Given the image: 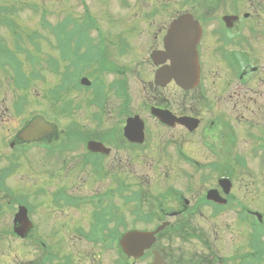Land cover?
I'll use <instances>...</instances> for the list:
<instances>
[{"label":"flooded vegetation","instance_id":"af4514ba","mask_svg":"<svg viewBox=\"0 0 264 264\" xmlns=\"http://www.w3.org/2000/svg\"><path fill=\"white\" fill-rule=\"evenodd\" d=\"M129 11L136 32L131 42L121 35H89L96 58L82 62L72 55L63 65L70 85L81 78L91 85L68 87L55 98L50 117L55 108H66L65 126L54 123L38 140L54 149L38 145L27 154L34 158L31 167L48 168L44 172L55 181L57 189L48 194L53 210H44L50 219L57 214L56 225L28 202L43 198L36 185L27 196L21 192L29 184L25 176L0 178V200L6 201L0 203V264H100L103 252L111 258L104 264H150L153 253L165 264H264V210L258 203L264 190L232 192L234 181L248 184L252 176L264 185V0H129ZM182 14L202 30L196 47L200 76L190 89L155 82L168 63L155 65L151 58L163 51L168 24ZM132 119L142 127L139 137L123 130ZM20 140L12 139L8 150L24 144ZM5 152L0 144V166L21 162L3 159ZM140 169H146L142 175ZM151 169L156 178L144 174ZM173 174L187 190L169 182ZM11 180L15 186L8 187ZM136 190L139 208L125 210L111 198L95 202L90 193L119 199L124 191L135 199ZM63 203L75 204L77 217ZM18 206L26 207V216L16 217ZM88 213L96 223L91 234H77L81 252L71 240L55 241L70 224L78 230ZM141 215L150 217L143 224L149 231L167 225L141 258L122 261L115 239L121 221L133 223ZM54 225L58 231L42 234V226ZM184 230L191 231L189 238ZM62 244L66 254L60 256Z\"/></svg>","mask_w":264,"mask_h":264},{"label":"rangeland","instance_id":"374dc122","mask_svg":"<svg viewBox=\"0 0 264 264\" xmlns=\"http://www.w3.org/2000/svg\"><path fill=\"white\" fill-rule=\"evenodd\" d=\"M29 0H0V6H6L8 9L11 8V5H15L17 7H19V4H22L23 10H18V13L15 16L12 15H8L7 13H5L3 11V9L5 8H1L0 9V18H2V21H0V36H11L13 34H15L14 32H12L11 29H16L17 32H25V30L23 29L24 26H28L30 29H34L35 31H37L38 33H42V35H48L47 31L48 29L44 26H47L50 23H57V21L64 19V16L66 14V12H69L71 15L73 14V17L77 20V21H82L84 22V19H81L82 16L85 14L83 13L85 10L92 16L91 18H93V20H95L97 22V28L98 30H93L90 32L89 35H121V37H123L125 40H127L128 42H131L130 39V35H135V33L133 34L131 29H128L126 27H124L125 22L129 21L130 18V11H129V5L128 3L124 4L125 6L121 7L120 4H122V0H108V3L105 4L106 0H32L34 1L31 5L35 8V11H33V7L31 6L30 8H26L29 4H27L26 2ZM128 1V0H126ZM30 2V1H29ZM103 3V4H100ZM247 6V5H246ZM34 14H32V11ZM251 12L249 8H244V11L242 12ZM104 12V13H102ZM6 18V20L8 21L6 23V21L3 19ZM10 20H12V23H10ZM79 19V20H78ZM11 25V26H10ZM132 26V21L130 22V27ZM28 29V31H32ZM31 35L29 37L26 38V40H28L29 42H38V43H42V41L39 42V40L32 36V33H28V35ZM25 35V34H24ZM56 40L59 41L63 46L65 45V36L64 35H54ZM1 41V40H0ZM51 42V41H50ZM51 43H55V42H51ZM45 48V47H44ZM50 56V55H48ZM22 62H24V59H21ZM32 61H34L36 64L40 63V59H33ZM28 62H31L28 59ZM9 72H1L0 71V103H2L3 98H6L7 101V105L11 106V101L12 98L17 99L19 97L20 92L17 91L14 88V85L11 84L13 82V80L11 78L8 77ZM44 76H48L49 73L44 72L43 73ZM49 80H51V78H48ZM56 81V79L54 80ZM7 84V85H5ZM9 86V88L7 87ZM24 85H22V89H23ZM6 94H3L5 91ZM28 93L30 95H37V97H41L44 96L42 94V88L41 86H35L33 88H31ZM29 95V97H31ZM47 100L49 102L50 99L47 97ZM1 108V106H0ZM2 110V109H1ZM43 110L45 111L44 113H46L47 115H50L51 110H49L48 108L44 107ZM11 111V110H10ZM9 111V112H10ZM59 112V110H57V108H55V113ZM5 117H7L6 115H2L0 114V124H2V120L6 121ZM60 125L62 126L63 124H65V120L61 119L60 120ZM35 169L39 168V165H35L34 164ZM146 170V169H140L138 170V174L142 175V171ZM153 170L151 169L150 172L144 173L147 177L152 176L153 178H155L156 174H153ZM32 175V174H30ZM25 178L27 179V182L29 184H27L26 188H24V190H19L23 193H25V195L29 196L32 195L33 190L36 189L34 188L32 185H36L39 189L40 192L43 193V198L41 199H36L35 197H32L30 199H28V202L32 203V206H34V204L36 205V208H41L42 209V217L44 218V220L46 219L48 224H55L58 220V216L57 214L52 215L51 219L49 218L48 215H46V211L44 210V208L49 209V210H53V207L50 205V200L48 198V194L54 192L57 188H55V181L51 180L49 178H41L40 179V175L38 174H33L32 176H34L33 178H29L26 175H24ZM249 182L248 184H246V180L241 179L240 181H234V184L232 185V192L234 194H244V189L247 187L248 190L250 191L251 189H255L257 186L261 187V190H264V185H261L259 182V178L258 177H248L246 178ZM180 181H182V178H180L179 175L177 174H173L172 177H170V183L173 184L174 186H177L179 189H181L183 191V189L187 190V188H183V185H179ZM262 182V181H261ZM264 183V182H263ZM15 186L11 180L10 184H8V187H12ZM65 187V185H64ZM62 187V188H64ZM17 189V191H19ZM259 190V191H261ZM242 195V196H244ZM250 196V195H249ZM249 196H244V198L248 199ZM258 203L259 206L263 208L264 210V193H260L258 196ZM115 199L117 200V206L121 208H126L124 206V202H123V196H120V200L117 198V196L115 197ZM1 201V200H0ZM6 201H4L5 203ZM34 203V204H33ZM106 206L109 204V202L105 201L103 202ZM15 204H13L12 206H14ZM63 206L62 209L70 211L74 216L77 217V210H76V205L75 204H68V203H63L61 204ZM138 205V204H137ZM125 210V209H124ZM113 215L115 216H119L120 217V213H116L114 212ZM107 220H110L111 218L108 217L106 218ZM81 221L82 223L78 225V230H76V227L72 224L69 225L68 227V232L67 233H58V235H56V239L55 241L58 242H63L65 240H71L73 244H79L77 243L78 241V233L83 231L86 232L87 234H91V230L90 228L92 226L95 225L96 223V218L92 215V214H87L86 216H82L81 217ZM197 222V221H196ZM236 222V221H235ZM123 225L120 226V232L121 231H131L135 230V231H140V225L138 222H133L130 223L129 219H125L124 221H121ZM55 225L53 228H50V226H42V234H44L46 237L48 235V233L53 234L56 231H58L55 228ZM204 225V224H202ZM145 227V226H143ZM193 228V226H192ZM51 231H48V230ZM63 230V229H60ZM223 231L225 229H222ZM78 231V232H77ZM191 232V231H190ZM190 232L188 231H183V235L185 238H189L190 236ZM193 233V232H192ZM89 237V236H88ZM53 240V238H52ZM51 240V241H52ZM55 241H53L52 243H54ZM64 244L60 245L61 247H63ZM74 247V246H73ZM77 247V249L79 250V252H81V248L80 244L79 246H75ZM88 249L90 250V252L92 253V250L90 249V245H88ZM60 256L61 255H65L66 254V247L60 248ZM95 253V252H94ZM97 254V253H95ZM105 257H108L109 260L111 259L110 256L108 254H106V252H103L101 254V259L99 260L100 264H104L105 263ZM111 264V262H110Z\"/></svg>","mask_w":264,"mask_h":264},{"label":"water","instance_id":"95a60500","mask_svg":"<svg viewBox=\"0 0 264 264\" xmlns=\"http://www.w3.org/2000/svg\"><path fill=\"white\" fill-rule=\"evenodd\" d=\"M193 51H189L188 54L182 55L179 59V63L181 65H185V64H193L194 58L192 55ZM193 66V65H192ZM180 69H182V67H179ZM134 241H148L146 237L143 236H138L137 234H133L130 235V237L125 239V246L126 248L130 251L133 252L135 250V242Z\"/></svg>","mask_w":264,"mask_h":264}]
</instances>
